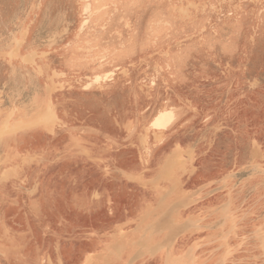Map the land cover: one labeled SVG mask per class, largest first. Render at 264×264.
<instances>
[{
	"label": "rangeland",
	"instance_id": "obj_1",
	"mask_svg": "<svg viewBox=\"0 0 264 264\" xmlns=\"http://www.w3.org/2000/svg\"><path fill=\"white\" fill-rule=\"evenodd\" d=\"M51 100L63 121L53 132L41 124ZM178 108L181 138L162 166L171 186H131L141 165L130 123L147 122L146 138ZM84 119L111 136L121 124L118 158L102 163L112 174L73 155L69 130ZM178 145L194 159L182 196L167 178ZM6 181L22 190L18 203ZM86 189L90 203L107 190L113 205L86 210L75 200ZM1 197L20 249H39L33 264H264V0H0ZM6 234L3 221L10 257Z\"/></svg>",
	"mask_w": 264,
	"mask_h": 264
},
{
	"label": "crops",
	"instance_id": "obj_2",
	"mask_svg": "<svg viewBox=\"0 0 264 264\" xmlns=\"http://www.w3.org/2000/svg\"><path fill=\"white\" fill-rule=\"evenodd\" d=\"M104 111V108L102 109ZM175 111L178 113V110L175 109ZM191 114V113H189ZM193 115V114H192ZM119 118V116H118ZM120 119V118H119ZM181 119L180 117H175V121H173L168 128L166 129H157V131L161 132L163 131V135L159 140L155 139V128L153 126L151 127V131H149V134L146 136V138L144 137V133H145V123L144 120H139V119H134L131 123L130 126L128 127L129 130L128 134H129V143L132 146H135L138 149L139 152V158H140V165L141 168L138 171H131L129 172L127 175V179L130 182V185L133 186H138L141 187V189H145V190H153V191H158L160 188H165L168 189V187L171 186L172 183H167L164 178H162V166L165 165L166 163H168L170 161V158L172 157V154L174 153V148L172 146L173 142L175 140H180L181 137H178L177 134H175L174 132H172V130H174V128H176L178 125V120ZM85 120V119H84ZM81 121L80 124L77 125H71V129L69 130L70 132V138L72 140V144L71 146L74 148L75 153H73V155H75L77 158H80V163L81 165H83L84 161H86L89 164H91L92 166L96 167V170H99L101 172L102 177L104 176V174H112L111 171V166H110V171L108 173L105 172L104 167L102 166V163L105 164V162H109L110 164L115 161L118 156V141L115 132H120L121 130L119 129L121 124L118 122L116 123L115 120L114 122V126L116 125L117 129L112 130L113 134L112 136L109 135V133L106 134L105 130H101L98 127H93V126H83L85 124H82L83 122H87V120L85 121ZM147 121V120H146ZM192 121V120H191ZM66 124V123H65ZM64 125V124H63ZM80 125V126H78ZM61 126V125H59ZM58 126V127H59ZM147 126V125H146ZM40 127V126H39ZM143 128V129H142ZM41 129V127H40ZM42 130V129H41ZM108 132V131H107ZM43 133H46L45 131H43ZM114 135V136H113ZM47 137H51L52 135L47 134ZM184 141H180V143L187 145L188 147L193 149V152H196L198 150L197 145L194 143L189 142L188 140L184 139ZM170 147V150H168V147ZM114 149L117 150V152L115 153L114 156H112L111 158H109L108 160L105 158V156L107 155V153H109V149ZM114 152V151H113ZM42 154V151H35L34 153V159H33V163L34 165H37L40 162V156ZM113 154V153H112ZM51 155V153H50ZM172 160V159H171ZM155 161L158 166L159 169L157 170L158 172L155 174V176L151 177L152 175H149V164L151 162ZM17 164H19V162H16ZM100 164V165H99ZM52 165H49L45 168V172L44 175H48V173L51 171L52 169ZM11 170V169H10ZM104 170V171H103ZM196 170H194L193 174L195 173ZM87 173V171H86ZM140 175V178L143 179L144 181H147L146 184L141 183L140 179L137 178ZM16 176V175H13ZM22 177H24V175H21ZM129 176H131V178H129ZM83 178V175H82ZM21 179V178H19ZM108 179V178H107ZM25 180V178H24ZM24 180H19V183L21 181ZM83 181V180H82ZM149 181V183H148ZM6 184L9 182H5ZM81 183V180H80ZM73 184V182H72ZM10 185V184H9ZM77 185V184H76ZM156 185H158V187H155ZM11 189L10 190H6V192H8L11 195H15V199L12 200V202H17L18 203V197L21 194V189L20 187L16 186L14 187L12 184L10 185ZM39 186V185H38ZM43 188H41L39 186L38 191L36 194L33 193L32 194V198H33V208L35 213V216L37 217H42L41 215V206L42 203L40 202L41 200V190ZM105 193L103 194V197H100V193L98 192V194L100 195L99 197H94L90 201V197H89V190L86 189L84 191V193H82V196L80 197H75V200L78 201L80 199L81 201V206H86L87 209L91 211L92 209H94L95 207H102V206H111L114 203V198L108 193L109 191L105 190ZM52 193V192H51ZM170 196V195H169ZM46 195H44V199H45ZM73 200V197H71ZM175 198V199H174ZM8 197L6 198H0V205H6V203L8 202ZM48 199L50 200V198L48 197ZM176 200V197L174 195H172L171 200ZM47 200V198H46ZM172 200V201H173ZM50 205V203H49ZM76 205H78L76 203ZM36 208H38L36 210ZM6 222V228L8 229V234L4 235L2 237V241L4 242L5 245H11L12 248L13 247H18V249H14L12 255L9 257L8 255H5L1 250H0V263L1 264H8L9 262H11L12 264L13 259L15 257H19L16 256L18 255H22L25 257V254H27L26 258H22L20 257L19 259H17V261L14 264H33L34 259H33V255L35 253L39 254V249H37V251H26L25 247H23L22 243H21V249L19 247V242H18V235H13L11 234V231L9 229V227L7 226L8 223V218L6 216H0V223L2 225V222ZM48 221H52L51 218L48 219ZM3 227V226H1ZM88 259V258H87ZM95 261H98L97 259ZM99 262V261H98ZM95 264V263H94Z\"/></svg>",
	"mask_w": 264,
	"mask_h": 264
},
{
	"label": "bare ground",
	"instance_id": "obj_3",
	"mask_svg": "<svg viewBox=\"0 0 264 264\" xmlns=\"http://www.w3.org/2000/svg\"><path fill=\"white\" fill-rule=\"evenodd\" d=\"M189 106V110L192 112L193 110H197V108L195 107V104L191 101L188 102L187 104ZM57 107L58 104L54 103L52 100L50 101V105H49V115L47 117H45L44 119H42L41 124L43 129H45L46 131H55L56 127L58 125H60V123H62V119L60 118L58 111H57ZM167 108V104L165 102H162V109H166ZM178 113L175 111L173 113H175L174 115V119L175 117H180V109L178 108ZM194 112V111H193ZM8 129V125L5 126L3 128V130H7ZM149 128H147L148 130ZM159 132L157 131V129L154 131V134L157 135ZM177 156L176 158L173 160L172 164L170 165L169 168V172L167 175V178L170 181L175 182V186L176 189H178L179 196L181 195H185V192L183 190V175L189 173V171H191L190 167L194 166V159L193 162L190 163L183 154V147L181 145L177 146ZM114 151V152H113ZM113 153V154H112ZM13 155H15L14 152L10 151L9 157H12ZM115 155V150L114 149H109V153H107V155L105 156V158L108 160L110 157ZM141 179V178H140ZM143 180V179H141ZM193 201H191V199H189V203L192 204ZM227 212V211H226ZM193 214H191L192 220H196L195 218L199 219L200 217H202L201 213L198 212H192ZM122 236L127 237V233H124V231L121 232ZM175 258H177L179 261H181V257L178 253H175V255H173ZM87 264H90L87 261Z\"/></svg>",
	"mask_w": 264,
	"mask_h": 264
}]
</instances>
